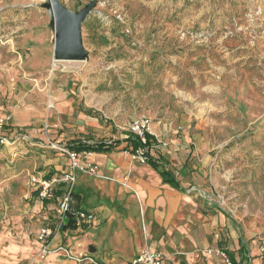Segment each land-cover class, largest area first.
Returning a JSON list of instances; mask_svg holds the SVG:
<instances>
[{"label": "rangeland", "instance_id": "1", "mask_svg": "<svg viewBox=\"0 0 264 264\" xmlns=\"http://www.w3.org/2000/svg\"><path fill=\"white\" fill-rule=\"evenodd\" d=\"M59 1L93 6L84 61L56 59L49 0H0V119L18 130L0 148V264L29 259L12 245L38 240L31 262L50 253L33 197L47 177L69 189L66 145L119 140L136 123L197 148L202 196L242 235L245 264H264V0ZM60 235L52 251L80 257Z\"/></svg>", "mask_w": 264, "mask_h": 264}, {"label": "crops", "instance_id": "2", "mask_svg": "<svg viewBox=\"0 0 264 264\" xmlns=\"http://www.w3.org/2000/svg\"><path fill=\"white\" fill-rule=\"evenodd\" d=\"M44 51L47 55L44 62L48 64L49 47ZM124 138L122 133L119 139ZM156 138L162 145L163 157L180 182L179 188L166 183L149 163L123 151L124 144L111 152L95 153L91 161L98 164L99 175L91 177L78 171L73 191L80 196V208L92 214L93 219L80 229L67 230L65 235L68 246L86 258L78 262L58 257L52 249L58 245L60 234L50 242V253L42 261L31 262L39 249L38 240H29L35 244V248L29 246L31 251L12 245L7 255L19 256L24 249L23 254L29 259L22 264H129L142 251L149 250L161 253L167 264H223L221 258L208 254V250L220 246L221 240L217 241L215 235L220 233L229 242L230 252H235L232 243L243 237L235 236L233 222L202 196L203 176L197 163V148L179 143L170 146ZM60 189L64 195L68 190L55 185L49 197ZM34 193L33 199L48 227L55 225L58 202L44 207L37 198L39 192Z\"/></svg>", "mask_w": 264, "mask_h": 264}, {"label": "built area", "instance_id": "3", "mask_svg": "<svg viewBox=\"0 0 264 264\" xmlns=\"http://www.w3.org/2000/svg\"><path fill=\"white\" fill-rule=\"evenodd\" d=\"M8 125L4 119H0V143L3 145L5 141H11L15 138V136L2 138L1 133L4 127ZM129 131L142 139L145 142V133L148 132L146 129V125L144 123H136L134 124ZM150 133V132H149ZM70 159L71 162V171L66 176V181L69 183L70 187L67 190L66 194L62 198L61 202L56 209V222L54 228L48 227L44 229L40 235V240L47 246L44 248V254H48V246L47 244L48 239L50 237H56L63 231V227L70 219V215L72 214L74 224L77 229L82 228L86 223H89L93 219V215L84 211L82 209L75 210L73 209V205L75 202L72 197V192L74 191V186L76 183V173L78 171L85 172L90 176H98L99 175V166L95 162L91 161L93 153L90 152H76L71 150H64ZM133 158L139 159L141 162H146V158L143 155L142 151H139L137 155H133ZM58 181L57 180H46V181H39L38 185V192L42 198H47L50 194L52 186ZM220 233L215 235V239L220 241ZM54 239V238H53ZM67 256L76 259L78 262H81L86 257L81 255L80 257L74 256V253L70 251H65ZM209 255H215L223 260L224 264H233L231 258L229 257L228 253L219 247L212 248L208 250ZM91 262H93L91 260ZM129 264H167L165 258L161 253L158 252H151L149 250L142 251L136 258H134Z\"/></svg>", "mask_w": 264, "mask_h": 264}, {"label": "trees", "instance_id": "4", "mask_svg": "<svg viewBox=\"0 0 264 264\" xmlns=\"http://www.w3.org/2000/svg\"><path fill=\"white\" fill-rule=\"evenodd\" d=\"M91 110L88 111L87 114L91 115ZM18 132L17 129L10 125H6L2 131V138H8L15 135V133ZM122 144H124L123 151L128 152L132 155H137L139 151L143 152V155L146 158V162L149 163L156 171H158L164 181L171 185L172 187L179 188L180 182L178 181L176 175L172 172L170 168V163L165 160V158L162 155V152L160 150V147L162 146L156 136L153 134L146 132L145 133V142L142 141L140 137L137 135L127 132L125 133V138L123 140H115L112 142L109 141H99V142H84V141H75L71 144L66 145V147L69 148L71 151L76 152H90V153H107L111 152L112 150L120 147ZM2 147V144L0 143V148ZM47 180H51V177H47ZM64 190L60 189L57 192L53 193V195L49 198H41L39 196V193L37 195V198L41 201L44 207H47L51 203L57 204L61 202L62 197L64 195ZM72 197L75 202V205H73V209L79 210L81 209V202H80V196L76 195L74 192H72ZM72 217V214L70 215L69 221L66 223V225L63 227V232L69 230V229H77V227L74 224V220ZM55 225L52 226L54 228ZM53 237H50L48 239L47 244H50V242L53 240ZM225 241V242H224ZM228 241L222 239L220 242V247H222L231 258V261L233 264H245L249 261V249L243 243V239H239L238 242H233V246H235V252H230L228 249Z\"/></svg>", "mask_w": 264, "mask_h": 264}, {"label": "water", "instance_id": "5", "mask_svg": "<svg viewBox=\"0 0 264 264\" xmlns=\"http://www.w3.org/2000/svg\"><path fill=\"white\" fill-rule=\"evenodd\" d=\"M51 10L55 31V55L60 61H84L88 51L84 46L83 25L93 10L87 5L78 13L67 9L59 0H49L46 5Z\"/></svg>", "mask_w": 264, "mask_h": 264}]
</instances>
